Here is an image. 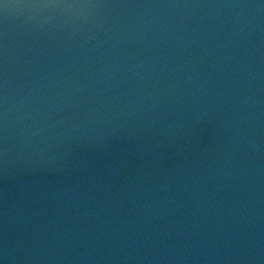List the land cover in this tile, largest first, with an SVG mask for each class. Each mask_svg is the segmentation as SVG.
Wrapping results in <instances>:
<instances>
[{"label": "water", "instance_id": "1", "mask_svg": "<svg viewBox=\"0 0 264 264\" xmlns=\"http://www.w3.org/2000/svg\"><path fill=\"white\" fill-rule=\"evenodd\" d=\"M0 264H264V0H0Z\"/></svg>", "mask_w": 264, "mask_h": 264}]
</instances>
